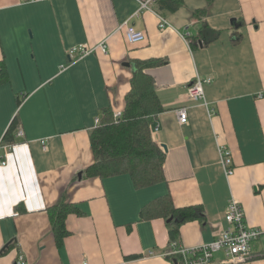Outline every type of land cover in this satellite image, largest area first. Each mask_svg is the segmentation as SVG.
I'll list each match as a JSON object with an SVG mask.
<instances>
[{
    "label": "crops",
    "instance_id": "1",
    "mask_svg": "<svg viewBox=\"0 0 264 264\" xmlns=\"http://www.w3.org/2000/svg\"><path fill=\"white\" fill-rule=\"evenodd\" d=\"M142 1L0 0V139L13 122L24 130L7 165L0 163V264H16L19 255L27 264H176L166 255L168 220L141 218L147 203L166 195L177 208L205 211L206 222L181 225L183 246L208 243L226 229L232 198L264 230V0H186L165 16L154 10L156 0L141 11ZM127 19L145 40L128 41L119 29ZM203 21L219 34L199 45ZM102 42L105 52L69 56L77 45ZM138 60L161 61L145 71L165 108L152 125L166 154L165 180L144 188L127 173H85L95 161V121L106 107L123 113ZM197 77L212 78L207 105L189 96ZM183 107L185 124L177 113ZM220 146L232 152L233 175ZM62 199L74 210L59 245L49 209ZM252 248L238 264H264V233Z\"/></svg>",
    "mask_w": 264,
    "mask_h": 264
},
{
    "label": "trees",
    "instance_id": "2",
    "mask_svg": "<svg viewBox=\"0 0 264 264\" xmlns=\"http://www.w3.org/2000/svg\"><path fill=\"white\" fill-rule=\"evenodd\" d=\"M185 1L156 0L153 8L165 16V13L177 11ZM195 16L201 18L204 16V10L195 12ZM237 24L236 29L239 30L241 23ZM202 25L199 36L203 39L198 41L199 45L208 44L219 34L205 21ZM237 30L233 33L234 43L240 41V32ZM191 40L195 41L194 37ZM159 63L161 61H135L131 90L126 96V106L120 119L115 118L112 107L103 109L100 123L94 127L91 134L95 161L85 170L87 176L105 178L127 173L132 176L137 188H144L165 180L166 154L152 136V125L158 114L165 108L158 96L154 79L145 71L148 67ZM16 127V122H13L4 136L6 141H14ZM73 210L74 208L64 199L49 209L53 233L59 245L68 234L66 217ZM157 217L172 219L168 221L170 242L179 240L180 227L183 223L196 219L206 222V214L202 207L177 208L171 195L158 197L141 209L142 219L149 220ZM173 260L177 262L178 258L173 257Z\"/></svg>",
    "mask_w": 264,
    "mask_h": 264
},
{
    "label": "built area",
    "instance_id": "3",
    "mask_svg": "<svg viewBox=\"0 0 264 264\" xmlns=\"http://www.w3.org/2000/svg\"><path fill=\"white\" fill-rule=\"evenodd\" d=\"M150 0L141 2V8H149ZM139 12V11H138ZM137 12V13H138ZM136 13V14H137ZM131 19H127L120 26L119 29L125 28L127 39L130 43H137L145 40V33L138 30L133 24ZM159 26L161 29H165L169 26L168 20L164 17L160 18ZM101 49L103 52L107 51L108 46L106 42H102L95 46L87 44L77 45L69 50V56H74V53H78V57L82 58L89 54H92L96 50ZM212 82L211 77H197L194 79L189 87V96L198 102H204L207 105L205 99V85ZM263 96L262 94L260 95ZM210 113H214L212 108H209ZM179 120L182 124H185L189 120V115L185 107L177 110ZM114 116L116 119H120L122 116L121 112H115ZM96 125L100 123V119H96ZM14 136H24V130L18 126L14 130ZM16 144L14 142H8L4 138L0 139V163L2 166L7 165L8 158L13 152ZM219 153L221 157V163L228 176L233 175L235 171L232 152L226 146L219 147ZM225 219L229 226L222 230L212 241L203 243L196 246H183L178 241L170 242L167 256L171 258L177 257L178 261L176 264H238L249 260L253 256V243L259 240L264 230L251 226L245 216V210L240 201L232 198L228 204ZM223 253L224 258L220 261L215 259L216 254ZM16 264H27L23 255H19ZM83 264H88L87 261Z\"/></svg>",
    "mask_w": 264,
    "mask_h": 264
},
{
    "label": "water",
    "instance_id": "4",
    "mask_svg": "<svg viewBox=\"0 0 264 264\" xmlns=\"http://www.w3.org/2000/svg\"><path fill=\"white\" fill-rule=\"evenodd\" d=\"M127 65H129V63H126ZM82 174H80V176H81ZM172 219L170 218V219H168V221H171Z\"/></svg>",
    "mask_w": 264,
    "mask_h": 264
}]
</instances>
